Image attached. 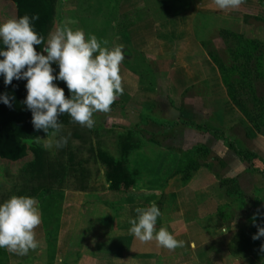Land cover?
Returning a JSON list of instances; mask_svg holds the SVG:
<instances>
[{
    "label": "crops",
    "instance_id": "crops-1",
    "mask_svg": "<svg viewBox=\"0 0 264 264\" xmlns=\"http://www.w3.org/2000/svg\"><path fill=\"white\" fill-rule=\"evenodd\" d=\"M209 1L197 0L195 7ZM192 8L173 16L165 0H57L51 29L53 33L60 27L61 19L65 24L74 18L77 23L69 26L82 29L86 37L97 32L109 48L124 46L120 66L124 93L110 112L103 113V123L112 121L122 132H131L133 147L128 155L147 149V159L139 162L157 164L154 179L166 182L180 164L178 187L170 181L164 189L156 229L165 227L184 246L169 250L129 233L140 197L160 191L150 188L147 178L144 186L117 191L105 184L103 223L95 218L80 223L79 228H88L79 231L80 237L71 206L92 207L93 189L63 190L59 201L48 198L43 206L35 197L42 212V223L35 229L39 246L27 255L0 248V264H264V237L252 239L256 225L264 227V133L257 135L243 121L217 77L199 74L198 67L207 61L195 55L203 46L198 29L194 31L186 21ZM207 13L203 11V20L227 21L220 11ZM168 125L179 126L174 130L179 136H171V144L161 143L157 137ZM260 127L264 129V109ZM11 194L12 190L0 192V203ZM106 196L115 199L109 203ZM66 198L68 222L57 215L54 224L49 204H62ZM122 204L125 211L132 207L130 217H107L110 205Z\"/></svg>",
    "mask_w": 264,
    "mask_h": 264
},
{
    "label": "clouds",
    "instance_id": "clouds-1",
    "mask_svg": "<svg viewBox=\"0 0 264 264\" xmlns=\"http://www.w3.org/2000/svg\"><path fill=\"white\" fill-rule=\"evenodd\" d=\"M244 0H214L219 10L239 8ZM38 14L24 15L0 22V75L4 84L14 79H26V107L32 112V124L36 130L47 133L44 148H63L68 137L60 136L63 128L59 117L68 114L72 121L82 127H95V113H108L116 99L123 95V77L120 66L125 59L124 46L109 48L108 41L94 34L86 37L82 29L75 30L69 25L77 21L69 20L49 35L47 41L33 26ZM43 45V52L35 46ZM46 53V55L44 54ZM58 64V75H54L53 64ZM65 82L70 98L63 88L54 81ZM14 97L0 95L8 107H12ZM51 130V131H50ZM70 135V134H69ZM53 154H55L53 152ZM136 217L131 218L129 233L142 242L155 240L159 246L175 250L184 246L165 227L157 231L156 224L162 212L155 201L147 207H137ZM42 223V212L36 198L13 195L0 203V248L17 255H27L39 246L36 231ZM235 222L233 224V228ZM258 231L253 240L264 237V227L256 225ZM264 251V245H261Z\"/></svg>",
    "mask_w": 264,
    "mask_h": 264
},
{
    "label": "rangeland",
    "instance_id": "rangeland-1",
    "mask_svg": "<svg viewBox=\"0 0 264 264\" xmlns=\"http://www.w3.org/2000/svg\"><path fill=\"white\" fill-rule=\"evenodd\" d=\"M62 5L63 4L59 6L60 9H62ZM195 6L196 4L194 3L186 21L191 24L194 31L198 29L196 34L202 42L203 51H199L195 53V55L197 57L202 55L205 61H207L204 65L202 64L198 67H201L199 69V74L208 77H217L216 80L221 82L220 84L223 91L231 100V104L235 103L234 107L238 108V106H240L246 112L247 115L243 116V121L250 123L253 132H256L257 135L264 133V129L260 127L262 123L261 111L264 108V0H244V3L241 4L239 8L228 10H219L214 4V0H210L207 6H203L202 8L199 6L197 9ZM203 11H207V14L220 11L223 13V16H225L224 18H227L225 19L227 21H218L219 18H216L217 20L213 18L203 20L201 18ZM222 13H219V15L221 16ZM241 14H243V16H241ZM14 17L17 18L15 4L11 1L0 0V22ZM71 20L75 19L72 18ZM63 22L64 20L61 19L58 25L62 27L64 25ZM215 26H217V28ZM219 26L222 27L221 29L227 30V32L233 34H221V29H218ZM235 30L237 32H234ZM94 34L96 35L98 33L95 32ZM44 54L46 55V53ZM250 54L251 57L247 58L246 56ZM201 71L203 72L201 73ZM94 119L96 123L95 127L92 129L82 127L78 123H75L69 127H63L56 137V139H59L60 136L68 137V143L63 148L66 151L70 149L71 152L75 154L76 159L81 162L80 164L91 172L90 187L93 188L95 193L92 194H94L96 199L93 206L86 207L80 205L81 207H79V204H77V206H71V210H73L71 211L73 214L71 218L74 221L73 224L76 226L77 237L82 236L79 231L88 230L87 227L79 228L78 225L81 223L80 225L83 226L86 222L89 223V218H95L96 222L103 223V188H105L104 185L108 183L104 176V166L94 158L89 148L92 147L95 149L97 145L100 144L101 147H105L108 150L109 154L115 158H121L118 145L119 140L117 139V134L122 132L121 129H117L119 126L112 121H105L103 123V113H95ZM166 127L168 129L159 133V137L157 138L161 143L171 144V136L174 138L175 136H179V134L174 131L179 126L175 127L174 125H168ZM73 131L78 133V136H73ZM49 136L37 139L36 143L44 148V141L48 139ZM63 148H53L52 150L44 149L52 159L59 157L65 158L67 153L63 157L60 155ZM175 149H178V147H175ZM146 151L147 149L143 148L142 151L127 155L125 162L128 170L134 174L136 186H144L145 183L148 182L150 188L160 189L158 194L141 196L139 199L141 203L140 207H147L150 205L148 204L149 201H155L160 208L164 199V189L169 187L170 181L174 187H178L179 185L180 164H178L176 171L171 174L166 182L161 179L156 180L152 175L153 169L157 164L148 163L147 161L139 162L143 157L147 159L148 155ZM53 152L55 154H53ZM32 159L33 155L31 152H28L27 156L16 162H8L0 159V192H8L10 190H12V193L15 192L16 188L21 185V180L19 178L21 168L32 161ZM174 177L176 178L173 179ZM147 178L149 179L147 180ZM65 191L74 190L64 189V192ZM98 192H100V194L97 197L96 194H98ZM114 197L115 196H106L105 199L110 203L112 199H115ZM66 201L67 202L64 201L62 204L60 202H55L54 206L49 204L50 209L48 213L54 224L57 221V215L59 219L65 220L67 224L69 219V206L67 203L70 201L68 198H66ZM111 204L113 205L114 203ZM112 205L109 206L110 211L107 213V217H113L114 215L118 216V214L124 215L123 217H130V210L132 207H130L129 211H125L127 206L123 204L117 207ZM51 206L53 207L51 208ZM60 207L61 210L59 209ZM137 207L138 206H136L135 209ZM123 211H125V213ZM80 242L81 240L77 241V247H79Z\"/></svg>",
    "mask_w": 264,
    "mask_h": 264
},
{
    "label": "trees",
    "instance_id": "trees-1",
    "mask_svg": "<svg viewBox=\"0 0 264 264\" xmlns=\"http://www.w3.org/2000/svg\"><path fill=\"white\" fill-rule=\"evenodd\" d=\"M6 1H11L15 4L17 18L24 15L32 16L38 14L39 19L32 23L35 31L43 36L46 42L47 36L56 20L57 0ZM195 1L197 0H165L173 16L190 9ZM220 33L233 34L223 29H221ZM3 47L2 41H0V49ZM35 47L38 52H43V45ZM246 57L250 58L251 54ZM52 67L54 69L53 74L57 75L59 72L58 64L54 63ZM26 83V79H14L11 84L5 85L4 77L0 75V95L7 94L10 98L14 97L11 108L0 101V158L16 162L27 156L28 152L33 155L32 161L21 168L19 175L21 185L11 195L39 197L43 206V203L47 202L46 199L48 197L54 201H59L63 197L64 189L81 192L93 189L90 187V170L80 164L81 162L76 159L75 154L70 149L68 151L64 148L62 149L60 155L63 157L67 153L65 158L51 159L47 154L48 152L36 143L37 139L48 136L43 129L36 130L34 128L32 112L23 103L27 96ZM54 83L63 88L65 95L70 98L71 93L65 82L56 80ZM237 109L243 116L247 115L242 107L238 106ZM59 120L63 127L75 124L68 114L61 115ZM190 124L194 128L200 129L203 127L195 123ZM72 135L76 137L78 133L73 131ZM117 139L119 140L121 158H115L100 144L95 149L89 148L94 158L104 166V176L109 189L112 191H117L121 188L130 189L135 185L134 174L128 170L125 162L126 156L133 147L132 134L131 132H121L117 134ZM248 246L252 247L253 245L249 244Z\"/></svg>",
    "mask_w": 264,
    "mask_h": 264
}]
</instances>
